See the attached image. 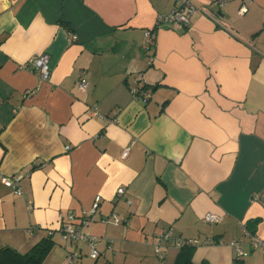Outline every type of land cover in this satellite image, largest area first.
Returning a JSON list of instances; mask_svg holds the SVG:
<instances>
[{
	"label": "crops",
	"instance_id": "crops-1",
	"mask_svg": "<svg viewBox=\"0 0 264 264\" xmlns=\"http://www.w3.org/2000/svg\"><path fill=\"white\" fill-rule=\"evenodd\" d=\"M178 1L0 0V248L25 253L45 236L51 251L58 236L67 245L59 216L80 223L99 194L82 225L100 238L96 264H173L179 247L154 252L168 230L201 242L194 262L232 264L234 239L244 264H264L246 228L257 219L264 239V0L243 14L238 0H190L188 25L157 24ZM41 52L49 80L27 63ZM13 175L21 195L1 181Z\"/></svg>",
	"mask_w": 264,
	"mask_h": 264
},
{
	"label": "built area",
	"instance_id": "built-area-1",
	"mask_svg": "<svg viewBox=\"0 0 264 264\" xmlns=\"http://www.w3.org/2000/svg\"><path fill=\"white\" fill-rule=\"evenodd\" d=\"M232 0H212L213 3H215L217 6L222 7L226 3ZM239 1V8L238 12L240 14H243L247 11V6L250 4L253 0H238ZM195 12V7L191 3L190 0H179L178 3L168 12L159 14L157 16V24L162 22H177L180 24L188 25L190 23V18ZM72 38H75V36H72ZM152 43V37L150 31L145 32L144 37V44L147 48ZM27 63H30L35 72L37 73L38 77L41 80H49L51 75V69L49 65V56L45 52H41L39 54H35L31 56ZM138 79L141 80V75L138 76ZM88 86V80L86 78V75L84 72H80L78 74V81H77V88L81 91H85ZM132 92L135 97L141 96L144 99H146L149 96V92L147 90H144L143 88L135 87L132 89ZM68 148V146L66 147ZM128 152V148H125L123 151V156H125ZM19 179L20 176L13 175V176H2L1 181L3 184H5L8 187H11L15 194L21 195L22 190L19 185ZM116 194L121 196L124 194V188L118 187L116 190ZM102 197L97 194L94 198V201L92 203L91 208L88 210V212L81 217L80 223H75V215L73 213H69L67 216L66 221H62V216H59L60 219V226L59 230L62 234V239L64 241L69 242L72 247L73 251L69 255V263H72L74 258H76L80 250L78 248L79 243H86L88 248V256L92 259H96L99 256V250L96 246V241L100 240V238H97L95 236H89L85 234L82 231V225H86L89 221H91L94 218V214L99 206V203L101 201ZM201 219L208 223H217L221 220V216L218 214H215L213 212H206ZM102 222H107L106 218L101 219ZM112 221L117 224L120 222V217L115 212L112 213ZM247 233V231H246ZM250 237V243L253 247H259L262 250V253H264V239H261L255 234L247 233ZM201 242L197 238H182V237H170L169 230L165 233H163L155 242L154 244V252L157 257L163 258L165 249L171 245L180 247L183 244H192L197 245ZM205 244H217V243H223L220 239H212V240H205L203 241ZM229 245L234 247L236 250L237 257H241L244 255V251L241 246L240 240H230ZM111 243L109 244V247H111Z\"/></svg>",
	"mask_w": 264,
	"mask_h": 264
},
{
	"label": "trees",
	"instance_id": "trees-1",
	"mask_svg": "<svg viewBox=\"0 0 264 264\" xmlns=\"http://www.w3.org/2000/svg\"><path fill=\"white\" fill-rule=\"evenodd\" d=\"M256 222L257 219L251 220L246 226L251 234H253ZM53 245L54 241L51 236H45L25 253H19L11 247L4 246L0 248V264H41ZM193 250L194 245L192 244H183L180 246L173 264H212L207 260L194 262L192 259ZM67 264L76 263L72 262ZM232 264H244V259L242 257H236L233 259Z\"/></svg>",
	"mask_w": 264,
	"mask_h": 264
},
{
	"label": "rangeland",
	"instance_id": "rangeland-1",
	"mask_svg": "<svg viewBox=\"0 0 264 264\" xmlns=\"http://www.w3.org/2000/svg\"><path fill=\"white\" fill-rule=\"evenodd\" d=\"M54 240H56V249H54V250H50L49 252H48V254L45 256V258H44V260L46 259V257H47V259L43 262V264H55V262H56V258H58L57 257V252H61V251H63V255H64V257L66 256V251H72V249L70 248V245H69V243L67 244V245H65L64 243H62V241L60 240V238H59V236L58 237H56V238H54ZM79 245H81V247H82V255L79 257H77L76 259H75V262L77 263V264H96V262H95V260L94 259H92V258H90L88 255H87V251H88V249H86V247H85V245H83V243H79ZM58 250V251H57ZM153 261H157V259H155V258H151ZM97 264H102V259H99V260H97Z\"/></svg>",
	"mask_w": 264,
	"mask_h": 264
}]
</instances>
